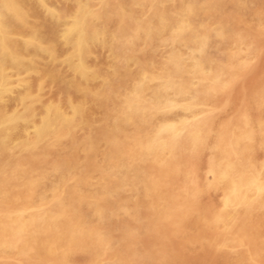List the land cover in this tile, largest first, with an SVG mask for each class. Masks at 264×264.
<instances>
[{
  "label": "rangeland",
  "instance_id": "rangeland-1",
  "mask_svg": "<svg viewBox=\"0 0 264 264\" xmlns=\"http://www.w3.org/2000/svg\"><path fill=\"white\" fill-rule=\"evenodd\" d=\"M57 1L59 2V7L61 8V18H65L64 16L66 15V13L68 14L69 12H72L74 10L83 9V7L84 8L89 7L90 10H92L93 12H95L98 15H96L95 19L89 21L87 31H86L87 37L92 38L93 37L92 35H94V33H95L94 30H95L98 33H106V34L113 35V36L110 35L111 37H113V39H111V41L113 43H112L111 48L99 47V46H94V48L93 47L91 48V55H94V53L96 55H94V57L93 56L89 57V59H88L89 64L93 67V69H95V72L97 71L96 72L97 76L99 74H101L104 77L99 75L96 82H93L94 84L96 83V85L93 84L94 87H93V85L89 86L88 91H87L88 94L86 93V97L84 98V101H83L84 105H83V113L81 115L82 118L80 116H76V117H74L75 119L74 118L72 119L73 121L75 120L74 122L73 121H71V122L67 121V122H62V123H55V125L50 126L51 128L48 127V129H46V131L42 134V136L40 138L35 136V134L31 131H29L28 133L19 132L18 133L19 139L22 140L21 142H23V143H21L20 140L18 139V141L15 142L16 144L13 143L11 145V147H9L10 149L12 148L11 150L9 148L7 150H4V151L0 150V264H38V263L39 264H73L74 262H75L74 264H89V263L90 264H94V263L95 264H109V263H111V264H122V263L123 264H132V262H133V264H199V263L200 264H262V263L264 264V259H263L264 258V239H263L264 238V232H263L264 231V227H263V225H264V203H263L264 202V144H262V143H264V137H263L264 136V97H263L264 96V92H263L264 91V89H263L264 83H261V82H264L263 81L264 80V50H263L264 49V0H261V1L260 0H257V1L256 0H251V1L250 0H234V1L233 0H230V1L229 0H151V1L150 0H144L143 4H142L141 0H119V1L118 0H114V1L113 0H90V1H88V0H79V1L78 0H69V1L68 0H57ZM97 1H98V3H97ZM159 1H161V2L159 3ZM165 1H167V2L165 3ZM146 2H147V4H146ZM149 2H151V3H149ZM238 2H239V4H238ZM150 4H151V6H150ZM140 5H143V6H140ZM241 6H242V8H241ZM119 7L122 10L121 13H120L121 10L118 9ZM154 7L155 8L158 7V8H156V10H155ZM232 7H233V9H232ZM122 8H125V9H122ZM174 8H175V10H174ZM116 10H118V11H116ZM123 10H125L126 13H129L130 15L132 14L131 16L133 18L129 14L127 15ZM111 11H112V13H111ZM136 11L138 13H136ZM224 12H226L227 14ZM63 13H65V14H63ZM107 14H109V15H107ZM248 14H251L252 16L248 15ZM121 15H122V18L120 19ZM150 15L154 16L155 18L149 17ZM135 16H137L138 19ZM221 16H223V17H221ZM231 16H233V17H231ZM250 16H251V18H250ZM110 17L112 19H109ZM126 17H128V18L126 19ZM140 17H142L143 19ZM147 17H148V20H147ZM217 17L221 18L220 21L218 20L219 18H217ZM41 18H42V20H41ZM130 18H132V19H130ZM145 18H146V20H145ZM99 19H100V22H98ZM140 19L142 21H140ZM256 19L258 21L259 20L260 21L258 22ZM94 20H96V21H94ZM101 20H103V21H101ZM120 20H122V21L119 22ZM133 21H135V22H133ZM118 22L120 23V25ZM126 22H128V23H126ZM138 22H139V24H138ZM228 22H230V23H228ZM37 23L39 26H41L42 29H44L47 25V21H46V19H44V17H40V19L37 20ZM43 24H44V26H43ZM111 24L113 25V28H111L112 27ZM133 24H135V25L137 24V25L135 26ZM143 24L147 25V26H144ZM150 24H153V25H150ZM92 25H94V26H92ZM122 25H124V26H122ZM132 25L134 27H132ZM138 25H140V27H138L139 29L136 28ZM141 25H143V26H141ZM100 26H102V28ZM126 26H128V27H126ZM235 26H237V27H235ZM130 27H131V29H130ZM94 28H97V30ZM162 28H163V30H162ZM118 29L121 31V33ZM115 30L118 32H115ZM126 30L128 31V33ZM145 32H147V33H145ZM116 33H118V34H116ZM146 34L150 38L147 39ZM88 35H90V36H88ZM152 35H154V37ZM249 35H251V36H249ZM127 36H129V38ZM143 36H145V37H143ZM121 38H123L124 40ZM154 38H155V40H154ZM162 38L164 39L163 41H162ZM219 39H221V40L219 41ZM126 40L128 41V43ZM135 41L136 42L139 41V42L136 43ZM156 41H157V43H156ZM245 41H247V42H245ZM123 42H124V44H123ZM226 42H228V43H226ZM119 44L121 47L119 46ZM129 44H131L132 46ZM116 46L118 48H121V49H117ZM142 47H145L146 49H144ZM240 48H242V49L240 50ZM244 48H245V50H244ZM93 49L95 52L92 51ZM139 49H142V50L138 51ZM108 50H109V52H108ZM103 51L105 52V54H103ZM117 51L119 52V54L117 53ZM133 51L134 52L136 51V52L134 53ZM98 54L99 55L101 54L100 55L101 57ZM115 54H118V55H115ZM119 55H120V57H119ZM140 55H142V56H140ZM109 56H111V57H109ZM143 57L144 58L147 57V58L144 59ZM94 58H95V60H93ZM98 58H99V61H98ZM127 58L128 59H134V58L137 59L136 65L134 64L135 66L132 65V67L126 66L125 63L127 61H125V60H127ZM206 58H207V60H206ZM91 59L94 62V64L91 61ZM141 59H142V61H141ZM109 60H110V62L112 61L111 62V64L113 63L112 65L110 64V62H108ZM144 60L146 62L147 61L148 62L145 64ZM152 60L154 62L156 60V62L154 63ZM101 61H103V62L105 61V62L103 63ZM123 61H124V63H123ZM100 62H101V65L99 64ZM107 62L109 64H107ZM165 62H166V64H165ZM238 62H239V64H238ZM122 64H124L125 66ZM93 65H95V67ZM116 65H118V66H116ZM219 65H220V68H219ZM254 65H256V67ZM96 66L99 68H97ZM110 66H112V67H110ZM101 67H103L102 68L103 71H105L104 68L107 67L106 72H103L102 70H100ZM109 67L111 69H109ZM158 67H161V68L159 69ZM165 67L167 69H165ZM217 67H218V69H217ZM233 67L235 68V70ZM240 67H242V68H240ZM155 69H156V71H155ZM162 69H163L164 73L162 72ZM168 69L170 71H168ZM174 69H176V70H174ZM249 69H250V71H249ZM101 71L103 72V74ZM215 71H217V73ZM143 72H144V75H143ZM200 72H201V74H200ZM249 72H251V73H249ZM56 73L58 74V76H59V74H60V76L62 75V77L59 76L58 80H56L55 82H53L52 85H50L51 87L48 86L46 88V91L44 92V95H43V100H49V99L50 100H57V99L59 100L60 99V101H64L65 98H67L70 95H71V97H77L78 98L76 90L69 89L67 87V84H65V81H64L65 77L63 75L67 76V74H64V72H62L61 69H56ZM170 73L174 74V75H171ZM215 73H216V75H215ZM227 73H228V75H227ZM180 74L183 75V78ZM184 74H186V75H184ZM203 76H205V77H203ZM186 77H187V79H186ZM140 79H141V81L144 82L142 87L140 84L141 82H139ZM158 79L160 82L158 81ZM162 79L165 81H163ZM188 79L190 81H188ZM203 79H204V81H202ZM227 79H228V81H227ZM171 80H173V82ZM218 80H220L221 82ZM182 81L184 84L182 83ZM185 81L187 83H185ZM244 81L246 83H244ZM97 82H98V84H97ZM188 82H189V85H188ZM257 82H259V83H257ZM179 83L182 86L179 87L178 86ZM198 83H199V85H198ZM174 84L176 85L175 87H174ZM190 84H192V85H190ZM203 84H204V86H203ZM255 84H257V85H255ZM132 85H134V86H132ZM259 85H260V87H259ZM61 86H62V88H60ZM252 86H254V87H252ZM90 87H92V90ZM99 87H101V89ZM177 87H178V89H177ZM55 88H56V90H55ZM93 88L98 90V91H96V92H98V93H96V95H97V97H100L99 99L96 96H93V94L91 93L94 90ZM192 88H193V90H192ZM64 89L68 90L67 93L64 92L65 91ZM105 89H107L106 90L107 92L105 91ZM186 89H188V90H186ZM231 89H232V91H231ZM57 90H59V91L57 92ZM89 91H91V92H89ZM101 91H104V92H102V94H101ZM165 91L166 92L169 91L168 92L169 94L171 93V96L173 97L174 101H171L168 103V101L164 102V101H162V99L161 100L159 99L160 95ZM197 91H199L200 93H202V92L203 93L200 94ZM54 92H55V95H54ZM190 92H191V94H190ZM195 92H196V94H194ZM251 92H253V93H251ZM260 92H262V93H260ZM187 93H189V94L187 95ZM60 94H62V96ZM216 94H220V95H216ZM262 94H263V96H261ZM58 95H59V98H58ZM101 95H103V96H101ZM181 95H182V97H181ZM210 95H211V98H210ZM155 96H156V98H155ZM91 97H92V99L94 97H96L95 98L96 100L93 99L95 102L91 99ZM105 97L108 99H105ZM255 97L256 98L258 97V98L256 99ZM262 97H263V99H262ZM100 99L102 101L99 103ZM112 99L114 102L112 101ZM186 99L190 102H188ZM104 100H105V102H104ZM106 100H108V101H106ZM232 100L234 103L232 102ZM261 100H263V101L261 102ZM109 101L113 106L110 105V103H108ZM161 101L165 104H163V103L161 104ZM208 101H210V102H208ZM157 102L160 103L161 105L158 104ZM173 102H175V103H173ZM181 102H184L187 104V105L184 104V106H186L185 108H184V106L181 105ZM199 102H202V103L199 104ZM229 102L230 103L232 102L231 105ZM256 102H257V104H256ZM216 103H218V104H216ZM251 103H252V105H251ZM262 103H263V105H262ZM89 104H91V106ZM105 104H107V105H105ZM131 104H133V105H131ZM155 104L157 107L155 106ZM253 104L256 106H254ZM114 105H116V106H114ZM236 105H237V107H236ZM93 106H95V107H93ZM96 106L99 108V110L97 109ZM109 106H111V107L109 108ZM130 106H131V108H130ZM207 106H209V107H207ZM231 106H232V108H230ZM89 107H91L92 109ZM114 107L116 109L117 108L118 109L116 110ZM158 107L161 109H159ZM95 108L98 110L99 113L95 110ZM107 108H108V111L106 110ZM227 108H228V110H226ZM90 109H91V111H89ZM171 109H174V110L176 109V110H179L180 112L176 111V110L174 111ZM183 109H185V110H183ZM197 109H198V111H197ZM205 109H207V110H205ZM200 110H202V111H200ZM85 111L87 113H84ZM192 111H193V113H192V117H191V113H188V112H192ZM218 111L221 112L222 115H220L221 113H219ZM241 111H243V112H241ZM181 112H183V113H181ZM159 113L161 116L159 115ZM260 113H262V114H260ZM89 114H90L91 118H89L90 117ZM180 114H182L183 116ZM185 114H187V115H185ZM78 117H79V119H78ZM104 117L105 118L108 117L107 119H109V120L105 119ZM115 117H116V121L114 119ZM154 117L155 118L157 117V118L155 119ZM175 117H178L180 119L175 118ZM110 118H111V121L113 123L110 121ZM151 118L152 119L154 118V119L152 120ZM218 118H219V120H218ZM242 118L245 120H243ZM95 119H98V120H96L98 122H96ZM160 119H162V121ZM237 119H238V121H236ZM159 120L161 122H159ZM181 120H182V122H181ZM88 121H89V123H88ZM102 121H104V122L106 121L105 122L106 126L104 125L105 123ZM109 121H110V123H109ZM119 121H121V123ZM125 121H126V123H125ZM231 121H233V122L230 123ZM81 122L83 123V125H81L82 124ZM149 122H150V124H149ZM224 122H226V123H224ZM248 122H249V124H247ZM86 123H87V125H85ZM216 123H217V125H216ZM110 124H111V129H110V127H108V126H110ZM159 124H160V126H159ZM211 124H212V126H211ZM93 125L96 128H94ZM182 125L183 126L186 125V126L184 128H182ZM194 125L195 126L197 125L198 128H197V126L195 127ZM120 126H122V127H120ZM133 126H134V129H133ZM150 126H152V127H150ZM173 126H174V128H173ZM99 127H100V129H99ZM153 127L156 130L153 129ZM246 127H247V129H244ZM255 127H256V129H255ZM103 128H105V129L103 130ZM116 128L119 129V131H117ZM193 128L196 130H194ZM222 128L224 130H222ZM59 129H61V130H59ZM96 129H98V131ZM131 129H132V131L134 130L135 132H132ZM167 129H169V130L167 131ZM180 129H182V130H180ZM214 129L216 131H214ZM99 130L101 132L102 131H104V132L106 131V132L101 133ZM107 130H109L111 132H109ZM145 130H148V131H145ZM203 130L205 131V133ZM238 130H240V131H238ZM262 130H263V132H262ZM69 131H70V133L68 135L67 132H69ZM93 131H95V132H93ZM112 131H113V133H112ZM181 131H183V132H181ZM79 132H81V133H79ZM118 132H122V133L119 134ZM185 132H188L189 134H187ZM218 132L219 133L221 132V133L218 134ZM241 132H243V133L241 134ZM253 132H254V134H253ZM66 133H67V135H66ZM141 133H143V134H141ZM113 134H114V136L112 137L113 138L112 139L111 136ZM166 134L169 137H167ZM175 134L176 135L181 134V135L177 136L178 137L177 138ZM190 134H193L195 137H193V135H190ZM250 134L253 135L255 138L253 136H251ZM105 135H106V137H108L107 139H106ZM138 135L140 136V138ZM144 135H146L147 137ZM171 135H173V136H171ZM240 135H243V136H240ZM164 136H166V137H164ZM207 136H208V140H207ZM102 137H105V138H103V142L100 141V140H102ZM151 137H152V139H151ZM184 137H185V139H184ZM189 137H191V138H189ZM211 137H213L212 138L213 140L211 139ZM27 138H29V139H27ZM51 138H53V139L51 140ZM130 138H131V140H130ZM156 138H158V140ZM192 138L194 139L193 141H192ZM216 138H217V140H216ZM218 138H219V142H217ZM111 139L114 141H112ZM135 139H138L139 141L135 140ZM188 139H189L190 143H189ZM41 140H43V141H41ZM151 140H152V142H150ZM182 142H184V143H182ZM208 142H210V143H208ZM88 143H90V145H88ZM139 143H140V146H139ZM151 143H152V145H151ZM158 143H160V144H158ZM226 143H227V145H226ZM85 144H87L88 146ZM135 144H137V145H135ZM211 144H213L214 147ZM254 144H255V146H254ZM82 145H84V146H82ZM106 145L108 148H106ZM155 145L156 146L158 145V147L156 148ZM206 145L208 147H206ZM215 145H217V146H215ZM85 146H86V148H85ZM128 146H130V147H128ZM144 146H146V147H144ZM154 146H155V148H154ZM190 146L193 147V149L190 148ZM249 146H251V148ZM68 147H69V149H68ZM162 147H163V149H162ZM173 147H175V149ZM149 148H151V150ZM223 148L225 151L223 150ZM135 149H136V151H135ZM166 149H168L170 151V153ZM182 149L183 150L185 149V150L182 151ZM191 149L194 152H192ZM205 149L208 151H205ZM220 149H221V151H220ZM254 149H256V150H254ZM77 150H79V151H77ZM85 150H87V151H85ZM159 150L160 151L162 150L161 153ZM197 150L198 151L201 150V151H199V153H198ZM124 151L127 153H125ZM154 151H155V153H154ZM254 151H256V152H254ZM140 152H142V153H140ZM187 152H189V153H187ZM203 152L204 153L206 152V153L204 154ZM10 153H11V155H10ZM122 153L125 156H123ZM129 153H130V155H129ZM186 153L188 154V156ZM114 154H115V156H114ZM126 154H128V155L126 156ZM149 154H152V155L147 156ZM103 155H105V156H103ZM108 155L111 157H109ZM198 155H199V157H198ZM202 155H204V156H202ZM53 156H55V157H53ZM174 156H176V157H174ZM196 156H197V158H196ZM123 157H124V160H123ZM129 157H131V158H129ZM145 157H147V158H145ZM258 157H260V159ZM19 158H20V160H19ZM99 158H101V159H99ZM152 158L154 159L155 163L152 160ZM215 158H217V159H215ZM219 159H220V161H219ZM105 160H107V161H105ZM148 160H149V162H148ZM198 160H199V162H197ZM86 161H88V162H86ZM118 161H119V164H117ZM172 161H174L173 162V163H175L174 165H173ZM190 161H192L191 163L193 165L190 163ZM215 161H217V163ZM226 161H228V162L226 163ZM128 163H130V164H128ZM108 164H109V166H108ZM167 164L170 166H168ZM194 164H195V166H194ZM104 165H106L105 168H104ZM186 165H188V167ZM206 165H207V167H206ZM217 165H218V167H217ZM117 166H118V168H117ZM169 167H171V168H169ZM173 167H175V168H173ZM193 167H195V168H193ZM199 167H201V168L199 169ZM148 168H150V169H148ZM223 168H226V169H223ZM117 170H119V171H117ZM208 170H209V172H208ZM218 170L221 172H218ZM225 170H226V172H225ZM59 171H60V173H59ZM129 171H130V173H129ZM145 172H146V174H144ZM215 172H216V174H215ZM219 173H221V174H219ZM175 175H176V177H175ZM171 176H173V177H171ZM200 176H201V178H200ZM133 177H134V179H133ZM205 177H206V179H205ZM212 177H214V178H212ZM98 178H100V179H98ZM103 178H105V179H103ZM118 178H121V179H118ZM164 178H166V179H164ZM239 178H241V179H239ZM59 179H61V180H59ZM138 179L141 181H139ZM174 179H175L174 182L171 181ZM156 180L157 181L159 180V181L157 182ZM168 181H171V182H168ZM59 182H61V183H59ZM161 182H163L166 185H164ZM126 184L129 186H126ZM170 184H171V186H170ZM218 184H220L221 186ZM172 185H174V186H172ZM201 185L204 187H202ZM56 186H58V187H56ZM177 186H178V188H177ZM119 187H120V189H119ZM174 187H175V189H174ZM189 187H191V188H189ZM159 188L163 191H161ZM170 189L172 192L170 191ZM237 189H238V191H237ZM239 189H241V190H239ZM90 190H91V192H90ZM112 191H115V192H112ZM138 191H140V192H138ZM142 191H143V193H142ZM174 192H176V195ZM196 192H198V193L196 194ZM172 193H174V194H172ZM189 193H191L190 194L191 196L189 195ZM225 193H226V195H225ZM95 194H97V195H95ZM113 194L116 196L114 197ZM181 194H183L184 196ZM170 196H172L173 198ZM203 196H204V198H203ZM220 196H221V198H219ZM229 196H230V198H229ZM130 197H132V198L130 199ZM191 197H193V199ZM223 197L226 199H224ZM156 198H158V199H156ZM171 198L174 201L171 200ZM167 199H169L170 201ZM195 199H196V201H195ZM245 199H246V201H245ZM143 200L144 201L146 200V201L143 202ZM224 200H226V201H224ZM129 202H130V205H128ZM215 202L217 203V205ZM226 202H227V204H226ZM79 203H80V205H79ZM82 203L84 205H82ZM240 204L242 205L241 206L242 208L239 206ZM236 205H237V207H236ZM151 206H152V208H150ZM135 207H136V209H135ZM153 207H155V209ZM163 207H166V208H163ZM260 208H262V209H260ZM84 211H85V213H84ZM259 211L262 213H260ZM128 212H130V213H128ZM131 212H133V213H131ZM116 213H117V215H116ZM108 214H109V217L112 219V221L108 217ZM129 214H131V215H129ZM195 214H196V216H195ZM102 215H104V216H102ZM58 216H59V218H58ZM89 216L92 218H89ZM227 216H228V218H227ZM82 217H83V219H82ZM225 217L227 220L225 219ZM97 218H99V219H97ZM257 218H260V220H262V221H260ZM80 219H82V220H80ZM103 219L105 221L106 220L107 221L105 222V221H103ZM160 220H161V222H160ZM257 220L260 221V223ZM223 221L224 222L226 221V222L224 223ZM73 222H74V226H71V224L73 225ZM97 222H98V224H96ZM261 222H263V223L261 224ZM122 223H123V225H122ZM150 223H151V225H149ZM247 223H249V224H247ZM82 224H85V225H82ZM218 224H220V225H218ZM65 225H68V226H65ZM69 225L71 227H69ZM78 225H79V227H78ZM259 225H262V226H259ZM75 227L77 228V231H76ZM82 227H83V229H82ZM130 227H132V228H130ZM252 227L254 229H252ZM78 228H80L79 231H78ZM89 229H90V232H89ZM239 229L241 231H239ZM255 229L256 230L258 229L259 231L257 230V232H255L256 231ZM101 230H102V232H101ZM67 231H70V232H67ZM72 231H73V233H72ZM203 231H205V233ZM245 231L248 234H246ZM87 232H89V233L87 234ZM107 232L108 233L111 232V233L108 234ZM115 232H117V233H115ZM77 233H78V235L76 237ZM198 233L200 234L199 236H198ZM62 234H64V235H62ZM68 234L70 235L69 238L71 237L70 239L68 238ZM82 234L84 237L82 236ZM41 235H43V236H41ZM147 236H148V238H147ZM243 236H246V237H243ZM40 237H44V238H40ZM152 237H154V238H152ZM162 237H164V238H162ZM73 238H75V239H73ZM89 238H90V240H89ZM216 238H217V241H216ZM102 239L103 240L106 239V240L103 241ZM114 239H115V242H114ZM120 239H122V240L120 241ZM69 240H70V242H69ZM73 240H75V241H73ZM6 241L8 242L7 244L5 243ZM60 241H62L61 242L62 244L60 243ZM89 241H90V243L88 244ZM261 241H263V242L261 243ZM9 242H11V243H9ZM28 242H30V243H28ZM63 242H64V244H63ZM105 242H106V244H105ZM227 242L230 245L227 244ZM12 243H13L14 247H13ZM79 243L80 244L82 243L81 244L82 246H80ZM67 244H68V246L66 247ZM78 244H79V246H76ZM138 244H140V245H138ZM212 244H213V246H211ZM6 245L9 247H7ZM111 245H113V246H111ZM221 245H222V247H221ZM6 247H7V249H6L7 251L5 250ZM106 247H107V249H106ZM211 247H213V248H211ZM12 248L14 250H12ZM23 248L25 251L23 250ZM65 248L68 249L69 251L65 250ZM92 248H94V249H92ZM30 249H32V250H30ZM77 249H79V250H77ZM136 249H138V250H136ZM147 250H149V252H146ZM218 250H220V251H218ZM38 251H39V253H38ZM241 251H242V253H241ZM250 251H252L254 253H252ZM259 251H260V253H259ZM139 252H140V254H139ZM153 252H155V253H153ZM232 252L233 253L235 252V253L233 254ZM137 253H138V255L136 256ZM151 253L154 255H152ZM84 254H85V256H84ZM254 254H256L258 256L260 254L261 255H260V257H257L256 255L253 256ZM141 255H143V256H141ZM210 255H212V256H210ZM103 256H104V258H103ZM204 256H206V257H204ZM233 256H235V257H233ZM75 257H76V259H75ZM201 257H203V258H201ZM261 257H262V259H261ZM52 258H54V259H52ZM148 258H150V259H148ZM197 258H198V260H197ZM199 258H200L201 262H200ZM235 258H237V259H235ZM84 259H85V261H84ZM125 259H127V260H125ZM136 260L139 263H137ZM196 260L198 261V263ZM202 260L204 261V263ZM234 260H235V262H234ZM18 261H20V262H18ZM22 261H23V263H22ZM261 261H263V262H261ZM225 262H227V263H225Z\"/></svg>",
  "mask_w": 264,
  "mask_h": 264
},
{
  "label": "bare ground",
  "instance_id": "bare-ground-1",
  "mask_svg": "<svg viewBox=\"0 0 264 264\" xmlns=\"http://www.w3.org/2000/svg\"><path fill=\"white\" fill-rule=\"evenodd\" d=\"M69 1V0H68ZM79 1V0H78ZM88 1H90V0H88ZM114 1V0H113ZM119 1V0H118ZM142 1V4H143V1L144 0H141ZM151 1V0H150ZM230 1V0H229ZM234 1V0H233ZM251 1V0H250ZM257 1V0H256ZM261 1V0H260ZM74 2V1H73ZM122 2V1H121ZM134 2V1H133ZM161 1H159V3H160ZM167 1H165V3H166ZM176 2V1H175ZM62 3V2H61ZM91 3V2H90ZM96 3V2H95ZM97 3H98V1H97ZM100 3V2H99ZM115 3V2H114ZM132 3V2H131ZM140 3V2H139ZM149 3H151V2H149ZM156 3V2H155ZM164 3V4H165ZM233 3V2H232ZM259 3V2H258ZM263 3V2H262ZM261 3V4H262ZM65 4V3H64ZM116 4V3H115ZM130 4V3H129ZM128 4V5H129ZM138 4V3H137ZM146 4H147V2H146ZM162 4V3H161ZM238 4H239V2H238ZM237 4V5H238ZM254 4V3H253ZM96 5V4H95ZM126 5V4H125ZM135 5V4H134ZM153 5V4H152ZM243 5V4H242ZM248 5V4H247ZM84 6V5H83ZM87 6V5H86ZM98 6V5H97ZM117 6V5H116ZM140 6H143V5H140ZM147 6V5H146ZM150 6H151V4H150ZM113 7V6H112ZM130 7V6H129ZM166 7V6H165ZM248 7V6H247ZM133 8V7H132ZM155 8V7H154ZM156 8H158V7H156ZM156 8H155V10H156ZM241 8H242V6H241ZM249 8V7H248ZM254 8V7H253ZM262 8V7H261ZM75 9V8H74ZM112 9V8H111ZM118 9H120V7L118 8ZM122 9H125V8H122ZM135 9V8H134ZM133 9V10H134ZM139 9V8H138ZM143 9V8H142ZM141 9V10H142ZM146 9V8H145ZM149 9V8H148ZM160 9V8H159ZM232 9H233V7H232ZM113 10V9H112ZM121 10V9H120ZM154 10V9H153ZM158 10V9H157ZM163 10V9H162ZM161 10V11H162ZM168 10V9H167ZM166 10V11H167ZM174 10H175V8H174ZM227 10V9H226ZM229 10V9H228ZM242 10V9H241ZM71 11V10H70ZM116 11H118V10H116ZM125 13H126V11L125 10H123ZM130 11V10H129ZM128 11V12H129ZM172 11V10H171ZM212 11V10H211ZM108 12V11H107ZM122 12V10L120 11V13ZM133 12V11H132ZM131 12V13H132ZM145 12V11H144ZM153 12V11H152ZM156 12V11H155ZM173 12V11H172ZM240 12V11H239ZM243 12V11H242ZM254 12V11H253ZM111 13H112V11H111ZM134 13V12H133ZM136 13H138L137 11H136ZM143 13V12H142ZM224 13H226V12H224ZM249 13V12H248ZM63 14H65V13H63ZM127 15L129 14V13H126ZM146 14V13H145ZM227 14V13H226ZM247 14V13H246ZM96 15H98V14H96L95 12H93L92 10H90L89 9V7L88 8H84L83 7V9H80V10H74V11H72V12H69L68 14L66 13V15L64 16L65 18H61V8L59 7V2L57 1V0H0V150L1 151H4V150H7L9 147H11V145L13 144V143H15V142H17L18 141V139H19V136H18V133L19 132H22V133H28L29 131H31V132H33L34 134H35V136H37L38 138H40L41 136H42V134L46 131V129H48V127H50V126H53V125H55V123H62V122H67V121H73L72 119L74 118V117H76V116H80L81 117V115H82V113H83V105H84V103H83V101H84V98L86 97V93H87V91H88V88H89V86L90 85H93L94 83L93 82H96V80H97V78H98V76L99 75H101V74H99L98 76H97V71L95 72V69H93V67L89 64V57L90 56H93L94 57V55H96L95 53H94V55H91V48L93 47L94 48V46H99V47H107V48H111V46H112V41H111V39H113V37H111V36H113V35H111V34H106V33H98V32H96L95 30H94V35H92L93 37L91 38H88L87 37V27H88V23H89V21H91V20H93V19H95V17H96ZM107 15H109V14H107ZM130 15V14H129ZM132 15V14H131ZM130 15V16H131ZM139 15V14H138ZM154 15V14H153ZM221 15V14H220ZM241 15V14H240ZM239 15V16H240ZM248 15H251V14H248ZM247 15V16H248ZM126 16V15H125ZM140 16V15H139ZM147 16V15H146ZM224 16V15H223ZM223 16H221V17H223ZM252 16V15H251ZM251 16H250V18H251ZM40 17H44V19H46V21H47V25H46V27L44 28V29H42L41 28V26H39L38 25V23H37V20L38 19H40ZM106 17V16H105ZM132 17V16H131ZM135 17H137V16H135ZM149 17H154V16H149ZM158 17V16H157ZM231 17H233V16H231ZM230 17V18H231ZM237 17V16H236ZM122 18V15H121V17H120V19ZM128 17H126V19H127ZM133 18V17H132ZM132 18H130V19H132ZM140 18H142V17H140ZM155 18V17H154ZM212 18V17H211ZM214 18V17H213ZM217 18H219V17H217ZM242 18V17H241ZM245 18V17H244ZM253 18V17H252ZM109 19H112L111 17L109 18ZM125 19V18H124ZM136 19V18H135ZM137 19H138V17H137ZM143 19V18H142ZM159 19V18H158ZM210 19V18H209ZM220 19L221 18H219L218 20L220 21ZM223 19V18H222ZM41 20H42V18H41ZM145 20H146V18H145ZM147 20H148V17H147ZM216 20V19H215ZM214 20V21H215ZM229 20V19H228ZM241 20V19H240ZM250 20V19H249ZM257 20V19H256ZM262 20V19H261ZM45 21V20H44ZM43 21V22H44ZM94 21H96V20H94ZM101 21H103V20H101ZM106 21V20H105ZM122 20H120L119 22H121ZM140 21H142L141 19H140ZM258 21V20H257ZM260 21V20H259ZM258 21V22H259ZM42 22V23H43ZM98 22H100V19H99V21ZM118 22V23H119ZM133 22H135V21H133ZM150 22V21H149ZM155 22V21H154ZM218 22V21H217ZM227 22V21H226ZM46 23V22H45ZM110 23V22H109ZM126 23H128V22H126ZM137 23V22H136ZM144 23V22H143ZM146 23V22H145ZM160 23V22H159ZM178 23V22H177ZM228 23H230V22H228ZM242 23V22H241ZM97 24V23H96ZM100 24V23H99ZM106 24V23H105ZM138 24H139V22H138ZM142 24V23H141ZM148 24V23H147ZM225 24V23H224ZM104 25V24H103ZM102 25V26H103ZM108 25V24H107ZM112 25V24H111ZM119 25H120V23H119ZM133 25H135V24H133ZM132 25V27H134ZM137 25V24H136ZM135 25V26H136ZM144 25V24H143ZM143 25H141V26H143ZM150 25H153V24H150ZM260 25V24H259ZM43 26H44V24H43ZM92 26H94V25H92ZM99 26V25H98ZM102 26H100L101 28H102ZM122 26H124V25H122ZM144 26H147V25H144ZM160 26V25H159ZM175 26V25H174ZM109 27V26H108ZM126 27H128V26H126ZM138 27H140V25H138L136 28L137 29H139ZM151 27V26H150ZM155 27V26H154ZM235 27H237V26H235ZM111 28H113V25H112V27ZM116 28V27H115ZM119 28V27H118ZM143 28V27H142ZM146 28V27H145ZM158 28V27H157ZM231 28V27H230ZM94 29H96L97 30V28H94ZM122 29V28H121ZM130 29H131V27H130ZM180 29V28H179ZM90 30V29H89ZM119 30V29H118ZM125 30V29H124ZM128 30V29H127ZM126 30V31H127ZM133 30V29H132ZM136 30V29H135ZM134 30V31H135ZM145 30V29H144ZM162 30H163V28H162ZM51 31V32H50ZM112 31V30H111ZM120 31V30H119ZM137 31V30H136ZM147 31V30H146ZM50 32V33H49ZM89 32V31H88ZM107 32V31H106ZM113 32V31H112ZM115 32H118V31H116L115 30ZM130 32V31H129ZM139 32V31H138ZM137 32V33H138ZM141 32V31H140ZM240 32V31H239ZM49 33V34H48ZM120 33H121V31H120ZM127 33H128V31H127ZM133 33V32H132ZM145 33H147V32H145ZM228 33V32H227ZM92 34V33H91ZM90 34V35H91ZM116 34H118V33H116ZM157 34V33H156ZM243 34V33H242ZM90 35H88V36H90ZM111 35V36H110ZM137 35V34H136ZM139 35V34H138ZM142 35V34H141ZM147 35V34H146ZM151 35V34H150ZM223 35V34H222ZM236 35V34H235ZM120 36V35H119ZM126 36V35H125ZM153 37H154V35H152ZM151 36V37H152ZM215 36V35H214ZM219 36V35H218ZM249 36H251V35H249ZM257 36V35H256ZM116 37V36H115ZM128 38H129V36H127ZM137 37V36H136ZM135 37V38H136ZM143 37H145V36H143ZM142 37V38H143ZM118 38V37H117ZM116 38V39H117ZM134 38V39H135ZM141 38V39H142ZM148 38H150L148 35H147V39ZM156 38V37H155ZM155 38H154V40H155ZM213 38V37H212ZM227 38V37H226ZM231 38V37H230ZM234 38V37H233ZM121 39H123V38H121ZM126 39V38H125ZM137 39V38H136ZM140 39V38H139ZM239 39V38H238ZM237 39V40H238ZM241 39V38H240ZM243 39V38H242ZM124 40V39H123ZM151 40V39H150ZM158 40V39H157ZM164 39L162 38V41H163ZM213 40V39H212ZM221 39H219V41H220ZM114 41V40H113ZM119 41V40H118ZM122 41V40H121ZM127 41V40H126ZM133 41V40H132ZM143 41V40H142ZM161 41V40H160ZM159 41V42H160ZM116 42V41H115ZM125 42V41H124ZM124 42H123V44H124ZM136 42V41H135ZM139 42V41H138ZM138 42H136V43H138ZM155 42V41H154ZM241 42V41H240ZM243 42V41H242ZM245 42H247V41H245ZM127 43H128V41H127ZM156 43H157V41H156ZM226 43H228V42H226ZM232 43V42H231ZM235 43V42H234ZM237 43V42H236ZM135 44V43H134ZM143 44V43H142ZM150 44V43H149ZM224 44V43H223ZM222 44V45H223ZM230 44V43H229ZM233 44V43H232ZM126 45V44H125ZM129 45H131V44H129ZM235 45V44H234ZM244 45V44H243ZM118 46V45H117ZM116 46V47H117ZM119 46H120V44H119ZM123 46V45H122ZM132 46V45H131ZM162 46V45H161ZM232 46V45H231ZM121 47V46H120ZM136 47V46H135ZM228 47V46H227ZM142 48H144V49H146L145 47H142ZM231 48V47H230ZM98 49V48H97ZM100 49V48H99ZM117 49H121V48H118L117 47ZM136 49V48H135ZM155 49V48H154ZM242 48H240V50H241ZM140 50H142V49H139L138 51H140ZM244 50H245V48H244ZM264 50V49H263ZM92 51H94V49L92 50ZM98 51V50H97ZM249 51V50H248ZM95 52V51H94ZM100 52V51H99ZM108 52H109V50H108ZM129 52V51H128ZM134 52V51H133ZM136 52V51H135ZM134 52V53H135ZM240 52V51H239ZM252 52V51H251ZM255 52V51H254ZM115 53V52H114ZM117 53L119 54V52L117 51ZM121 53V52H120ZM138 53V52H137ZM141 53V52H140ZM103 54H105V52L103 51ZM118 54H115V55H118ZM122 54V53H121ZM127 54V53H126ZM142 54V53H141ZM147 54V53H146ZM250 54V53H249ZM99 55V54H98ZM101 55V54H100ZM99 55V56H100ZM108 55V54H107ZM149 55V54H148ZM147 55V56H148ZM231 55V54H230ZM229 55V56H230ZM233 55V54H232ZM112 56V55H111ZM111 56H109V57H111ZM140 56H142V55H140ZM139 56V57H140ZM145 56V55H144ZM150 56V55H149ZM101 57V56H100ZM119 57H120V55H119ZM122 57V56H121ZM128 57V56H127ZM152 57V56H151ZM208 57V56H207ZM233 57V56H232ZM103 58V57H102ZM126 58V57H125ZM137 58V57H136ZM144 58V57H143ZM147 58V57H146ZM146 58H144V59H146ZM237 58V57H236ZM115 59V58H114ZM121 59V58H120ZM162 59V58H161ZM241 59V58H240ZM245 59V58H244ZM93 60H95V58L93 59ZM117 60V59H116ZM206 60H207V58H206ZM233 60V59H232ZM91 61H92V59H91ZM98 61H99V58H98ZM125 61H127L125 64H126V66H128V67H132V65H136V63H137V59H128L127 58V60H125ZM141 61H142V59H141ZM145 61V60H144ZM153 61V60H152ZM166 61V60H165ZM259 61V60H258ZM257 61V62H258ZM93 62V61H92ZM101 62H103V61H101ZM101 62L99 63L100 65H101ZM105 62V61H104ZM103 62V63H104ZM108 62H110V60L108 61ZM107 62V64H109ZM112 62V61H111ZM111 62H110V64H111ZM117 62V61H116ZM119 62V61H118ZM122 62V61H121ZM148 62V61H147ZM146 61H145V64L147 63ZM150 62V61H149ZM154 62V61H153ZM155 62H156V60H155ZM154 62V63H155ZM192 62V61H191ZM256 62V63H257ZM91 63V62H90ZM102 63V64H103ZM120 63V62H119ZM123 63H124V61H123ZM153 63V64H154ZM246 63V62H245ZM249 63V62H248ZM247 63V64H248ZM93 64H94V62H93ZM97 64V63H96ZM106 64V65H107ZM113 64V63H112ZM111 64V65H112ZM157 64V63H156ZM165 64H166V62H165ZM168 64V63H167ZM238 64H239V62H238ZM250 64V63H249ZM104 65V64H103ZM122 65H124V64H122ZM134 65V66H135ZM159 65V64H158ZM208 65V64H207ZM224 65V64H223ZM94 67H95V65H93ZM116 66H118V65H116ZM115 66V67H116ZM121 66V65H120ZM125 66V65H124ZM123 66V67H124ZM143 66V65H142ZM145 66V65H144ZM152 66V65H151ZM160 66V65H159ZM163 66V65H162ZM161 66V67H162ZM233 66V65H232ZM244 66V65H243ZM255 67H256V65H254ZM253 66V67H254ZM97 67V66H96ZM108 67V66H107ZM106 67V68H107ZM110 67H112V66H110ZM109 67V69H111ZM161 67H158L159 69L161 68ZM164 67V66H163ZM252 67V68H253ZM97 68H99V67H97ZM102 68L103 67H101V69L100 70H102ZM106 68H104L105 69V71H103V72H106ZM146 68V67H145ZM219 68H220V65H219ZM224 68V67H223ZM222 68V69H223ZM227 68V67H226ZM234 68V67H233ZM240 68H242V67H240ZM250 68V67H249ZM56 69H61V71L62 72H64V74H67V76H65V75H63L64 77H65V79H64V81H65V84H67V87L69 88V89H74V90H76V92H77V96H78V98L77 97H71V95L70 96H66L67 98H65V100L64 101H60V99L58 100H43V95H44V92L46 91V88L48 87V86H50V85H52L53 84V82H55L56 80H58V78H59V76H60V74H59V76H58V74L56 73ZM117 69V68H116ZM115 69V70H116ZM138 69V68H137ZM143 69V68H142ZM165 69H167L166 67H165ZM173 69V68H172ZM217 69H218V67H217ZM230 69V68H229ZM174 70H176V69H174ZM234 70H235V68H234ZM101 71V72H102ZM110 71V70H109ZM118 71V70H117ZM151 71V70H150ZM155 71H156V69H155ZM168 71H170L169 69H168ZM172 71V70H171ZM219 71V70H218ZM230 71V70H229ZM233 71V70H232ZM249 71H250V69H249ZM254 71V70H253ZM103 72H102V74H103ZM111 72V71H110ZM114 72V71H113ZM116 72V71H115ZM142 72V71H141ZM145 72V71H144ZM144 72H143V75H144ZM162 72H163V69H162ZM185 72V71H184ZM216 73H217V71H215ZM140 73V72H139ZM148 73V72H147ZM159 73V72H158ZM164 73V72H163ZM167 73V72H166ZM169 73V72H168ZM172 73V72H171ZM170 73V74H171ZM181 73V72H180ZM188 73V72H187ZM214 73V72H213ZM216 73H215V75H216ZM249 73H251V72H249ZM111 74V73H110ZM113 74V73H112ZM141 74V73H140ZM160 74V73H159ZM200 74H201V72H200ZM211 74V73H210ZM225 74V73H224ZM235 74V73H234ZM254 74V73H253ZM258 74V73H257ZM171 75H174V74H171ZM181 76H182V78H183V75L182 74H180ZM184 75H186V74H184ZM206 75V74H205ZM227 75H228V73H227ZM233 75V74H232ZM101 76H103V75H101ZM160 76V75H159ZM166 76V75H165ZM201 76V75H200ZM223 76V75H222ZM60 77H62V75L60 76ZM63 77V78H64ZM104 77V76H103ZM147 77V76H146ZM154 77V76H153ZM203 77H205V76H203ZM209 77V76H208ZM247 77V76H246ZM262 77V76H261ZM140 78V77H139ZM138 78V79H139ZM148 78V77H147ZM155 78V77H154ZM181 78V77H180ZM197 78V77H196ZM241 78V77H240ZM101 79V78H100ZM153 79V78H152ZM185 79V78H184ZM186 79H187V77H186ZM185 79V80H186ZM198 79V78H197ZM196 79V80H197ZM215 79V78H214ZM261 79V78H260ZM156 80V79H155ZM163 80V79H162ZM216 80V79H215ZM226 80V79H225ZM158 81H159V79H158ZM163 81H165V80H163ZM168 81V80H167ZM170 81V80H169ZM172 82H173V80H171ZM188 81H190L189 79H188ZM202 81H204V79L202 80ZM214 81V80H213ZM218 81H220V80H218ZM217 81V82H218ZM227 81H228V79H227ZM232 81V80H231ZM238 81V80H237ZM259 81V80H258ZM264 81V80H263ZM62 82V81H61ZM139 82H141L140 84H141V87L143 86V81H141V79H140V81ZM160 82V81H159ZM221 82V81H220ZM219 82V83H220ZM224 82V81H223ZM252 82V81H251ZM182 83H183V81H182ZM185 83H187L186 81H185ZM244 83H246L245 81H244ZM249 83V82H248ZM257 83H259V82H257ZM261 83H264V82H261ZM260 83V84H261ZM97 84H98V82H97ZM139 84V85H140ZM162 84V83H161ZM160 84V85H161ZM184 84V83H183ZM201 84V83H200ZM226 84V83H225ZM252 84V83H251ZM94 85H96V83L94 84ZM94 85H93V87H94ZM169 85V84H168ZM186 85V84H185ZM188 85H189V82H188ZM190 85H192V84H190ZM198 85H199V83H198ZM206 85V84H205ZM210 85V84H209ZM215 85V84H214ZM222 85V84H221ZM224 85V84H223ZM246 85V84H245ZM255 85H257V84H255ZM65 86V85H64ZM99 86V85H98ZM101 86V85H100ZM112 86V85H111ZM132 86H134V85H132ZM138 86V85H137ZM176 85L174 84V87H175ZM178 86L180 87V86H182L180 83L178 84ZM184 86V85H183ZM203 86H204V84H203ZM51 87V86H50ZM97 87V86H96ZM95 87V88H96ZM157 87V86H156ZM161 87V86H160ZM167 87V86H166ZM173 87V88H174ZM243 87V86H242ZM246 87V86H245ZM252 87H254V86H252ZM259 87H260V85H259ZM60 88H62V86L60 87ZM91 88V90H92V87H90ZM100 89H101V87H99ZM106 88V87H105ZM172 88V89H173ZM183 88V87H182ZM181 88V89H182ZM200 88V87H199ZM198 88V89H199ZM203 88V87H202ZM251 88V87H250ZM94 89V88H93ZM177 89H178V87H177ZM201 89V88H200ZM208 89V88H207ZM233 89V88H232ZM232 89H231V91H232ZM264 89V88H263ZM55 90H56V88H55ZM65 90V89H64ZM107 89H105V91H106ZM110 90V89H109ZM159 90V89H158ZM186 90H188V89H186ZM192 90H193V88H192ZM258 90V89H257ZM256 90V91H257ZM59 90H57V92H58ZM61 91V90H60ZM63 91V90H62ZM67 89L64 91V92H66L67 93ZM70 91V90H69ZM73 91V90H72ZM96 91H98L97 89H94L92 92L91 91H89V92H91L92 94H93V96H96L97 97V95H96V93H98V92H96ZM100 91V90H99ZM167 91V90H166ZM163 92L161 95H160V100L162 99V101H168V103L169 102H171V101H174V99H173V97L171 96V93L169 94L168 92ZM175 91V90H174ZM200 91V90H199ZM199 91H197V92H199ZM204 91V90H203ZM252 91V90H251ZM51 92V91H50ZM102 92H104V91H101V94H102ZM107 92V91H106ZM105 92V93H106ZM185 92V91H184ZM217 92V91H216ZM227 92V91H226ZM264 92V91H263ZM193 93V92H192ZM200 93V92H199ZM203 93V92H202ZM202 93H200V94H202ZM229 93V92H228ZM251 93H253V92H251ZM260 93H262V92H260ZM65 94V93H64ZM88 94V93H87ZM109 94V93H108ZM107 94V95H108ZM185 94V93H184ZM189 93H187V95H188ZM190 94H191V92H190ZM194 94H196V92L194 93ZM209 94V93H208ZM226 94V93H225ZM46 95V94H45ZM54 95H55V92H54ZM53 95V96H54ZM61 96H62V94H60ZM66 95V94H65ZM99 95V94H98ZM114 95V94H113ZM199 95V94H198ZM216 95H220V94H216ZM235 95V94H234ZM249 95V94H248ZM247 95V96H248ZM48 96V95H47ZM101 96H103V95H101ZM157 96V95H156ZM156 96H155V98H156ZM180 96V95H179ZM201 96V95H200ZM223 96V95H222ZM228 96V95H227ZM261 96H263V94L261 95ZM46 97V96H45ZM55 97V96H54ZM96 97H94L93 99H95ZM159 97V96H158ZM181 97H182V95H181ZM199 97V96H198ZM214 97V96H213ZM219 97V96H218ZM225 97V96H224ZM233 97V96H232ZM249 97V96H248ZM264 97V96H263ZM263 97H262V99H263ZM48 98V97H47ZM58 98H59V95H58ZM62 98V97H61ZM64 98V97H63ZM98 99L100 98V97H97ZM110 98V97H109ZM154 98V99H155ZM210 98H211V95H210ZM227 98V97H226ZM231 98V97H230ZM234 98V97H233ZM256 98V97H255ZM258 98V97H257ZM256 98V99H257ZM88 99V98H87ZM91 99H92V97H91ZM92 99V100H93ZM97 99V100H98ZM103 99V98H102ZM105 99H108V98H106L105 97ZM178 99V98H177ZM207 99V98H206ZM250 99V98H249ZM261 99V98H260ZM90 100V99H89ZM91 100V101H92ZM96 100V99H95ZM118 100V99H117ZM150 100V99H149ZM148 100V101H149ZM157 100V99H156ZM187 100V99H186ZM191 100V99H190ZM202 100V99H201ZM208 100V99H207ZM220 100V99H219ZM90 101V102H91ZM94 101V100H93ZM92 101V102H93ZM102 100L100 99V101H99V103L101 102ZM106 101H108V100H106ZM112 101H113V99H112ZM154 101V100H153ZM161 101V104L163 103ZM181 101V100H180ZM179 101V102H180ZM188 101V100H187ZM194 101V100H193ZM192 101V102H193ZM198 101V100H197ZM218 101V100H217ZM245 101V100H244ZM247 101V100H246ZM263 100H261V102H262ZM95 102V101H94ZM104 102H105V100H104ZM114 102V101H113ZM150 102V101H149ZM188 102H190V101H188ZM195 102V101H194ZM193 102V103H194ZM208 102H210V101H208ZM207 102V103H208ZM213 102V101H212ZM228 102V101H227ZM232 102H233V100H232ZM231 102V103H232ZM248 102V101H247ZM89 103V102H88ZM108 103H110V101L108 102ZM155 103V102H154ZM158 103V102H157ZM167 103V104H168ZM173 103H175V102H173ZM200 103H202V102H199V104ZM205 103V102H204ZM215 103V102H214ZM230 103V102H229ZM231 103H230V105H231ZM234 103V102H233ZM236 103V102H235ZM250 103V102H249ZM255 103V102H254ZM158 104H160V103H158ZM160 104V105H161ZM163 104H165V103H163ZM184 104L185 105H187L186 103H184V102H181V105L182 106H184ZM216 104H218V103H216ZM256 104H257V102H256ZM88 105V104H87ZM90 106H91V104H89ZM105 105H107V104H105ZM109 105V104H108ZM110 105H112L111 103H110ZM131 105H133V104H131ZM136 105V104H135ZM173 105V104H172ZM175 105V104H174ZM197 105V104H196ZM227 105V104H226ZM225 105V106H226ZM235 105V104H234ZM250 105V104H249ZM251 105H252V103H251ZM254 105V104H253ZM262 105H263V103H262ZM113 106V105H112ZM114 106H116V105H114ZM155 106H156V104H155ZM166 106V105H165ZM180 106V105H179ZM191 106V105H190ZM199 106V105H198ZM204 106V105H203ZM212 106V105H211ZM219 106V105H218ZM254 106H256V105H254ZM253 106V107H254ZM85 107V106H84ZM88 107V106H87ZM93 107H95V106H93ZM97 107V106H96ZM111 106H109V108H110ZM129 107V106H128ZM157 107V106H156ZM186 106H184V108H185ZM207 107H209V106H207ZM217 107V106H216ZM236 107H237V105H236ZM262 107V106H261ZM89 108H91V107H89ZM115 108V107H114ZM130 108H131V106H130ZM129 108V109H130ZM159 108V107H158ZM174 108V107H173ZM230 108H232V106L230 107ZM255 108V107H254ZM263 108V107H262ZM88 109V108H87ZM92 109V108H91ZM91 109L89 110V111H91ZM97 109L99 110V108L97 107ZM96 108H95V110L98 112V110H97ZM116 109V108H115ZM114 109V110H115ZM118 109V108H117ZM116 109V110H117ZM157 109V108H156ZM159 109H161V108H159ZM167 109V108H166ZM179 109V108H178ZM188 109V108H187ZM190 109V108H189ZM208 109V108H207ZM207 109H205V110H207ZM94 110V109H93ZM92 110V111H93ZM107 111H108V108L106 109ZM158 110V109H157ZM171 110H174V109H171ZM176 110V109H175ZM174 110V111H175ZM181 110V109H180ZM183 110H185V109H183ZM191 110V109H190ZM194 110V109H193ZM204 110V109H203ZM226 110H228V108L226 109ZM225 110V111H226ZM250 110V109H249ZM261 110V109H260ZM95 111V112H96ZM101 111V110H100ZM119 111V110H118ZM161 111V110H160ZM165 111V110H164ZM167 111V110H166ZM176 111H179V110H176ZM197 111H198V109H197ZM200 111H202V110H200ZM222 111V110H221ZM126 112V111H125ZM180 112V111H179ZM211 112V111H210ZM219 112V111H218ZM227 112V111H226ZM241 112H243V111H241ZM249 112V111H248ZM84 113H87L86 111L84 112ZM90 113V112H89ZM92 113V112H91ZM99 113V112H98ZM102 113V112H101ZM100 113V114H101ZM127 113V112H126ZM181 113H183V112H181ZM188 113H191V117H192V113H193V111L192 112H188ZM208 113V112H207ZM219 113H221V112H219ZM229 113V112H228ZM245 113V112H244ZM253 113V112H252ZM251 113V114H252ZM263 113V112H262ZM262 113H260V114H262ZM93 114V113H92ZM91 114V115H92ZM104 114V113H103ZM113 114V113H112ZM148 114V113H147ZM154 114V113H153ZM164 114V113H163ZM205 114V113H204ZM230 114V113H229ZM99 115V114H98ZM97 115V116H98ZM102 115V114H101ZM128 115V114H127ZM159 115H160V113H159ZM179 115V114H178ZM180 115H182V114H180ZM185 115H187V114H185ZM216 115V114H215ZM220 115H222V113L220 114ZM247 115V114H246ZM255 115V114H254ZM87 116V115H86ZM89 116H90V114H89ZM104 116V115H103ZM102 116V117H103ZM108 116V115H107ZM161 116V115H160ZM163 116V115H162ZM183 116V115H182ZM189 116V115H188ZM200 116V115H199ZM218 116V115H217ZM258 116V115H257ZM100 117V116H99ZM113 117V116H112ZM127 117V116H126ZM158 117V116H157ZM156 117V118H157ZM181 117V116H180ZM186 117V116H185ZM190 117V116H189ZM220 117V116H219ZM225 117V116H224ZM259 117V116H258ZM82 118V117H81ZM85 118V117H84ZM89 118H91V116L89 117ZM96 118V117H95ZM105 118V117H104ZM108 118V117H107ZM107 118H105V119H107ZM119 118V117H118ZM123 118V117H122ZM125 118V117H124ZM155 118V117H154ZM153 118V119H154ZM155 118V119H156ZM175 118H178V117H175ZM223 118V117H222ZM244 118V117H243ZM242 118V119H243ZM75 119V118H74ZM78 119H79V117H78ZM88 119V118H87ZM101 119V118H100ZM115 119V121H116V117L114 118ZM120 119V118H119ZM118 119V120H119ZM152 119V118H151ZM152 119V120H153ZM178 119H180V118H178ZM195 119V118H194ZM202 119V118H201ZM216 119V118H215ZM229 119V118H228ZM231 119V118H230ZM96 120H98V119H95V121ZM107 120H109V119H107ZM126 120V119H125ZM148 120V119H147ZM161 121H162V119H160ZM159 120V122H161ZM169 120V119H168ZM172 120V119H171ZM196 120V119H195ZM218 120H219V118H218ZM217 120V121H218ZM243 120H245V119H243ZM263 120V119H262ZM75 121V120H74ZM73 121V122H74ZM84 121V120H83ZM90 121V120H89ZM89 121H88V123H89ZM94 121V122H95ZM110 121H111V118H110ZM110 121H109V123H110ZM114 121V122H115ZM155 121V120H154ZM153 121V122H154ZM193 121V120H192ZM236 121H238V119L236 120ZM247 121V120H246ZM258 121V120H257ZM72 122V123H73ZM87 122V121H86ZM96 122H98V121H96ZM102 122H104V121H102ZM106 122V121H105ZM104 122V123H105ZM112 122V121H111ZM120 123H121V121H119ZM124 122V121H123ZM122 122V123H123ZM168 122V121H167ZM171 122V121H170ZM181 122H182V120H181ZM233 121H231L230 123H232ZM253 122V121H252ZM82 123V122H81ZM92 123V122H91ZM113 123V122H112ZM125 123H126V121H125ZM165 123V122H164ZM202 123V122H201ZM220 123V122H219ZM224 123H226V122H224ZM65 124V123H64ZM124 124V123H123ZM149 124H150V122H149ZM158 124V123H157ZM163 124V123H162ZM168 124V123H167ZM171 124V123H170ZM181 124V123H180ZM193 124V123H192ZM213 124V123H212ZM212 124H211V126H212ZM247 124H249V122L247 123ZM63 125V124H62ZM81 125H83V123L81 124ZM85 125H87V123L85 124ZM84 125V126H85ZM103 125V124H102ZM105 126H106V123L104 124ZM109 125V124H108ZM132 125V124H131ZM148 125V124H147ZM146 125V126H147ZM189 125V124H188ZM216 125H217V123H216ZM220 125V124H219ZM231 125V124H230ZM245 125V124H244ZM252 125V124H251ZM58 126V125H57ZM94 126V125H93ZM99 126V125H98ZM115 126V125H114ZM123 126V125H122ZM122 126H120V127H122ZM127 126V125H126ZM129 126V125H128ZM143 126V125H142ZM154 126V125H153ZM158 126V125H157ZM159 126H160V124H159ZM164 126V125H163ZM167 126V125H166ZM186 126V125H185ZM185 126H183L182 125V128H184ZM195 126V125H194ZM197 126V125H196ZM195 126V127H196ZM214 126V125H213ZM247 126V125H246ZM62 127V126H61ZM108 127H110V129H111V124H110V126H108ZM113 127V126H112ZM118 127V126H117ZM132 127V126H131ZM150 127H152V126H150ZM149 127V128H150ZM178 127V126H177ZM221 127V126H220ZM224 127V126H223ZM230 127V126H229ZM250 127V126H249ZM51 128V127H50ZM94 128H96L95 126H94ZM129 128V127H128ZM157 128V127H156ZM172 128V127H171ZM173 128H174V126H173ZM197 128H198V126H197ZM217 128V127H216ZM225 128V127H224ZM234 128V127H233ZM65 129V128H64ZM99 129H100V127H99ZM105 128H103V130H104ZM109 129V130H110ZM117 129V128H116ZM122 129V128H121ZM120 129V130H121ZM124 129V128H123ZM133 129H134V126H133ZM138 129V128H137ZM153 129H155L154 127H153ZM176 129V128H175ZM194 129V128H193ZM211 129V128H210ZM244 129H247V127L246 128H244ZM249 129V128H248ZM255 129H256V127H255ZM260 129V128H259ZM59 130H61V129H59ZM66 130V129H65ZM64 130V131H65ZM81 130V129H80ZM87 130V129H86ZM97 131H98V129H96ZM95 130V131H96ZM109 130H107V131H109ZM114 130V129H113ZM127 130V129H126ZM129 130V129H128ZM136 130V129H135ZM139 130V129H138ZM156 130V129H155ZM154 130V131H155ZM169 129H167V131H168ZM177 130V129H176ZM180 130H182V129H180ZM191 130V129H190ZM194 130H196V129H194ZM222 130H224L223 128H222ZM250 130V129H249ZM254 130V129H253ZM95 131H93V132H95ZM100 131V130H99ZM117 131H119V129H117ZM124 131V130H123ZM131 131H132V129H131ZM140 131V130H139ZM145 131H148V130H145ZM151 131V130H150ZM184 131V130H183ZM183 131H181V132H183ZM204 131V130H203ZM214 131H216L215 129H214ZM219 131V130H218ZM231 131V130H230ZM238 131H240V130H238ZM62 132V131H61ZM84 132V131H83ZM101 132V131H100ZM102 132H104V131H102ZM101 132V133H102ZM106 132V131H105ZM104 132V133H105ZM109 132H111V131H109ZM116 132V131H115ZM132 132H135L134 130L132 131ZM131 132V133H132ZM142 132V131H141ZM176 132V131H175ZM178 132V131H177ZM191 132V131H190ZM209 132V131H208ZM207 132V133H208ZM262 132H263V130H262ZM68 133V135H69V133H70V131L69 132H67ZM67 133H66V135H67ZM79 133H81V132H79ZM108 133V132H107ZM112 133H113V131H112ZM119 134L120 133H122V132H118ZM128 133V132H127ZM148 133V132H147ZM180 133V132H179ZM185 133H187V134H189L188 132H185ZM184 133V134H185ZM204 133H205V131H204ZM221 133V132H220ZM219 132H218V134H220ZM243 132H241V134H242ZM248 133V132H247ZM251 133V132H250ZM109 134V133H108ZM117 134V133H116ZM135 134V133H134ZM140 134V133H139ZM141 134H143V133H141ZM196 134V133H195ZM231 134V133H230ZM245 134V133H244ZM253 134H254V132H253ZM26 135V134H25ZM111 135V134H110ZM109 135V136H110ZM128 135V134H127ZM151 135V134H150ZM163 135V134H162ZM176 135V134H175ZM181 134H178V135H176V137L177 136H180ZM190 135H193V134H190ZM235 135V134H234ZM251 135V134H250ZM24 136V135H23ZM34 136V137H35ZM90 136V135H89ZM99 136V135H98ZM104 136V135H103ZM114 136V134L111 136V138ZM135 136V135H134ZM139 136V135H138ZM144 136H146V135H144ZM166 136H167V134H166ZM166 136H164V137H166ZM171 136H173V135H171ZM186 136V135H185ZM213 136V135H212ZM221 136V135H220ZM240 136H243V135H240ZM248 136V135H247ZM251 136H253V135H251ZM28 137V136H27ZM97 137V136H96ZM100 137V136H99ZM105 137H106V135H105ZM105 137H102V140H100L101 142H103V138H105ZM142 137V136H141ZM147 137V136H146ZM167 137H169V136H167ZM183 137V136H182ZM193 137H195L194 135H193ZM200 137V136H199ZM198 137V138H199ZM204 137V136H203ZM254 137V136H253ZM264 137V136H263ZM24 138V137H23ZM58 138V137H57ZM60 138V137H59ZM93 138V137H92ZM108 137H106V139H107ZM124 138V137H123ZM126 138V137H125ZM139 138H140V136H139ZM138 138V139H139ZM163 138V137H162ZM178 138V137H177ZM189 138H191V137H189ZM210 138V137H209ZM213 137H211V139H212ZM255 138V137H254ZM27 139H29V138H27ZM53 138H51V140H52ZM94 139V138H93ZM92 139V140H93ZM100 139V138H99ZM113 139V138H112ZM111 139V140H112ZM138 139H135V140H138ZM151 139H152V137H151ZM157 140H158V138H156ZM184 139H185V137H184ZM196 139V138H195ZM221 139V138H220ZM20 140V139H19ZM25 140V139H24ZM33 140V139H32ZM38 140V139H37ZM75 140V139H74ZM109 140V139H108ZM107 140V141H108ZM127 140V139H126ZM130 140H131V138H130ZM183 140V139H182ZM194 139L192 138V141H193ZM201 140V139H200ZM199 140V141H200ZM207 140H208V136H207ZM210 140V139H209ZM213 140V139H212ZM216 140H217V138H216ZM215 140V141H216ZM22 140H20V142H21ZM41 141H43V140H41ZM90 141V140H89ZM94 141V140H93ZM112 141H114V140H112ZM128 141V140H127ZM139 141V140H138ZM156 141V140H155ZM161 141V140H160ZM159 141V142H160ZM163 141V140H162ZM186 141V140H185ZM188 141H189V139H188ZM198 141V142H199ZM243 141V140H242ZM254 141V140H253ZM25 142V141H24ZM28 142V141H27ZM37 142V141H36ZM40 142V141H39ZM110 142V141H109ZM129 142V141H128ZM150 142H152V140L150 141ZM149 142V143H150ZM174 142V141H173ZM196 142V141H195ZM197 142V143H198ZM217 142H219V138H218V141ZM236 142V141H235ZM248 142V141H247ZM21 143H23V142H21ZM48 143V142H47ZM69 143V142H68ZM127 143V142H126ZM136 143V142H135ZM157 143V142H156ZM175 143V142H174ZM177 143V142H176ZM182 143H184V142H182ZM186 143V142H185ZM189 143H190V141H189ZM208 143H210V142H208ZM214 143V142H213ZM216 143V142H215ZM231 143V142H230ZM233 143V142H232ZM253 143V142H252ZM16 144V143H15ZM97 144V143H96ZM119 144V143H118ZM117 144V145H118ZM146 144V143H145ZM158 144H160V143H158ZM164 144V143H163ZM187 144V143H186ZM193 144V143H192ZM191 144V145H192ZM196 144V143H195ZM204 144V143H203ZM202 144V145H203ZM219 144V143H218ZM262 144H264V143H262ZM21 145V144H20ZM61 145V144H60ZM77 145V144H76ZM75 145V146H76ZM85 145H87V144H85ZM88 145H90V143H88ZM87 145V146H88ZM101 145V144H100ZM99 145V146H100ZM104 145V144H103ZM102 145V146H103ZM108 145V144H107ZM107 145H106V148H108L107 147ZM112 145V144H111ZM120 145V144H119ZM134 145V144H133ZM135 145H137V144H135ZM147 145V144H146ZM151 145H152V143H151ZM189 145V144H188ZM212 146H213V144H211ZM226 145H227V143H226ZM247 145V144H246ZM251 145V144H250ZM35 146V145H34ZM66 146V145H65ZM82 146H84V145H82ZM110 146V145H109ZM122 146V145H121ZM139 146H140V143H139ZM156 146V145H155ZM155 146H154V148H155ZM160 146V145H159ZM180 146V145H179ZM200 146V145H199ZM215 146H217V145H215ZM254 146H255V144H254ZM257 146V145H256ZM23 147V146H22ZM30 147V146H29ZM32 147V146H31ZM72 147V146H71ZM70 147V148H71ZM115 147V146H114ZM125 147V146H124ZM128 147H130V146H128ZM144 147H146V146H144ZM158 147V145L156 146V148ZM188 147V146H187ZM206 147H208L207 145H206ZM214 147V146H213ZM212 147V148H213ZM247 147V146H246ZM250 148H251V146H249ZM76 148V147H75ZM81 148V147H80ZM85 148H86V146H85ZM105 148V149H106ZM113 148V147H112ZM166 148V147H165ZM171 148V147H170ZM174 149H175V147H173ZM190 148H192L193 149V147H191L190 146ZM221 148V147H220ZM232 148V147H231ZM236 148V147H235ZM10 149V148H9ZM12 149V148H11ZM10 149V150H11ZM39 149V148H38ZM68 149H69V147H68ZM150 150H151V148H149ZM162 149H163V147H162ZM172 149V148H171ZM177 149V148H176ZM192 149H191V151H192ZM244 149V148H243ZM20 150V149H19ZM34 150V149H33ZM115 150V149H114ZM147 150V149H146ZM156 150V149H155ZM167 151H169L168 149H166ZM185 150V149H184ZM183 149H182V151H184ZM211 150V149H210ZM215 150V149H214ZM223 150H224V148H223ZM252 150V149H251ZM254 150H256V149H254ZM259 150V149H258ZM77 151H79V150H77ZM85 151H87V150H85ZM105 151V150H104ZM135 151H136V149H135ZM134 151V152H135ZM160 151V150H159ZM162 151V150H161ZM161 151H160V153H161ZM175 151V150H174ZM177 151V150H176ZM198 151V150H197ZM199 151H201V150H199ZM199 151H198V153H199ZM205 151H208V150H206L205 149ZM219 151V150H218ZM220 151H221V149H220ZM219 151V152H220ZM225 151V150H224ZM227 151V150H226ZM234 151V150H233ZM239 151V150H238ZM249 151V150H248ZM42 152V151H41ZM102 152V151H101ZM112 152V151H111ZM123 152V151H122ZM125 152V151H124ZM157 152V151H156ZM172 152V151H171ZM192 152H194V151H192ZM230 152V151H229ZM254 152H256V151H254ZM259 152V151H258ZM33 153V152H32ZM66 153V152H65ZM105 153V152H104ZM121 153V152H120ZM125 153H127V152H125ZM133 153V152H132ZM140 153H142V152H140ZM154 153H155V151H154ZM169 153H170V151H169ZM176 153V152H175ZM187 153H189V152H187ZM186 153V154H187ZM204 153V152H203ZM206 153V152H205ZM204 153V154H205ZM19 154V153H18ZM34 154V153H33ZM103 154V153H102ZM106 154V153H105ZM110 154V153H109ZM119 154V153H118ZM123 154V153H122ZM166 154V153H165ZM195 154V153H194ZM231 154V153H230ZM235 154V153H234ZM259 154V153H258ZM10 155H11V153H10ZM96 155V154H95ZM111 155V154H110ZM128 154H126V156H127ZM129 155H130V153H129ZM142 155V154H141ZM150 155H152V154H149V155H147V156H150ZM177 155V154H176ZM213 155V154H212ZM215 155V154H214ZM222 155V154H221ZM8 156V155H7ZM47 156V155H46ZM70 156V155H69ZM68 156V157H69ZM72 156V155H71ZM103 156H105V155H103ZM109 156V155H108ZM114 156H115V154H114ZM123 156H125L124 154H123ZM158 156V155H157ZM162 156V155H161ZM170 156V155H169ZM173 156V155H172ZM187 156H188V154H187ZM192 156V155H191ZM194 156V155H193ZM202 156H204V155H202ZM216 156V155H215ZM218 156V155H217ZM256 156V155H255ZM262 156V155H261ZM11 157V156H10ZM9 157V158H10ZM16 157V156H15ZM53 157H55V156H53ZM109 157H111V156H109ZM153 157V156H152ZM174 157H176V156H174ZM173 157V158H174ZM190 157V156H189ZM198 157H199V155H198ZM212 157V156H211ZM214 157V156H213ZM48 158V157H47ZM103 158V157H102ZM105 158V157H104ZM108 158V157H107ZM114 158V157H113ZM129 158H131V157H129ZM140 158V157H139ZM145 158H147V157H145ZM193 158V157H192ZM196 158H197V156H196ZM202 158V157H201ZM219 158V157H218ZM259 159H260V157H258ZM37 159V158H36ZM43 159V158H42ZM89 159V158H88ZM97 159V158H96ZM99 159H101V158H99ZM98 159V160H99ZM135 159V158H134ZM156 159V158H155ZM162 159V158H161ZM175 159V158H174ZM179 159V158H178ZM195 159V158H194ZM215 159H217V158H215ZM221 159V158H220ZM220 159H219V161H220ZM236 159V158H235ZM19 160H20V158H19ZM121 160V159H120ZM123 160H124V157H123ZM152 160L154 161V159L152 158ZM158 160V159H157ZM160 160V159H159ZM173 160V159H172ZM176 160V159H175ZM192 160V159H191ZM200 160V159H199ZM199 160L197 161V162H199ZM224 160V159H223ZM222 160V161H223ZM226 160V159H225ZM63 161V160H62ZM104 161V160H103ZM105 161H107V160H105ZM131 161V160H130ZM141 161V160H140ZM143 161V160H142ZM146 161V160H145ZM164 161V160H163ZM214 161V160H213ZM61 162V161H60ZM74 162V161H73ZM79 162V161H78ZM86 162H88V161H86ZM100 162V161H99ZM127 162V161H126ZM125 162V163H126ZM139 162V161H138ZM147 162V161H146ZM148 162H149V160H148ZM174 161H172V163H173ZM177 162V161H176ZM181 162V161H180ZM192 161H190V163H191ZM216 163H217V161H215ZM228 161H226V163H227ZM8 163V162H7ZM62 163V162H61ZM103 163V162H102ZM107 163V162H106ZM105 163V164H106ZM124 163V164H125ZM133 163V162H132ZM137 163V162H136ZM154 163H155V161H154ZM195 163V162H194ZM204 163V162H203ZM17 164V163H16ZM31 164V163H30ZM64 164V163H63ZM117 164H119V161H118V163ZM128 164H130V163H128ZM144 164V163H143ZM175 163H173V165H174ZM192 164V163H191ZM196 164V163H195ZM195 164H194V166H195ZM215 164V163H214ZM259 164V163H258ZM3 165V164H2ZM10 165V164H9ZM71 165V164H70ZM69 165V166H70ZM126 165V164H125ZM155 165V164H154ZM168 165V164H167ZM177 165V164H176ZM193 165V164H192ZM229 165V164H228ZM237 165V164H236ZM59 166V165H58ZM84 166V165H83ZM105 166L106 165H104V168H105ZM108 166H109V164H108ZM119 166V165H118ZM118 166H117V168H118ZM168 166H170V165H168ZM178 166V165H177ZM180 166V165H179ZM187 167H188V165H186ZM225 166V165H224ZM256 166V165H255ZM55 167V166H54ZM72 167V166H71ZM85 167V166H84ZM112 167V166H111ZM125 167V166H124ZM137 167V166H136ZM153 167V166H152ZM164 167V166H163ZM206 167H207V165H206ZM217 167H218V165H217ZM228 167V166H227ZM62 168V167H61ZM64 168V167H63ZM108 168V167H107ZM116 168V167H115ZM114 168V169H115ZM126 168V167H125ZM154 168V167H153ZM165 168V167H164ZM163 168V169H164ZM169 168H171V167H169ZM173 168H175V167H173ZM184 168V167H183ZM193 168H195V167H193ZM201 167H199V169H200ZM215 168V167H214ZM213 168V169H214ZM229 168V167H228ZM17 169V168H16ZM27 169V168H26ZM110 169V168H109ZM135 169V168H134ZM148 169H150V168H148ZM167 169V168H166ZM216 169V168H215ZM223 169H226V168H223ZM66 170V169H65ZM106 170V169H105ZM127 170V169H126ZM129 170V169H128ZM146 170V169H145ZM152 170V169H151ZM171 170V169H170ZM169 170V171H170ZM174 170V169H173ZM179 170V169H178ZM190 170V169H189ZM194 170V169H193ZM206 170V169H205ZM117 171H119V170H117ZM150 171V170H149ZM195 171V170H194ZM199 171V170H198ZM197 171V172H198ZM213 171V170H212ZM5 172V171H4ZM132 172V171H131ZM173 172V171H172ZM186 172V171H185ZM188 172V171H187ZM208 172H209V170H208ZM218 172H221V171H219L218 170ZM225 172H226V170H225ZM59 173H60V171H59ZM95 173V172H94ZM119 173V172H118ZM121 173V172H120ZM129 173H130V171H129ZM169 173V172H168ZM180 173V172H179ZM203 173V172H202ZM263 173V172H262ZM63 174V173H62ZM124 174V173H123ZM144 174H146V172L144 173ZM167 174V173H166ZM183 174V173H182ZM198 174V173H197ZM215 174H216V172H215ZM219 174H221V173H219ZM235 174V173H234ZM233 174V175H234ZM237 174V173H236ZM51 175V174H50ZM59 175V174H58ZM99 175V174H98ZM150 175V174H149ZM196 175V174H195ZM199 175V174H198ZM211 175V174H210ZM238 175V174H237ZM125 176V175H124ZM141 176V175H140ZM139 176V177H140ZM185 176V175H184ZM212 176V175H211ZM216 176V175H215ZM228 176V175H227ZM5 177V176H4ZM76 177V176H75ZM74 177V178H75ZM91 177V176H90ZM110 177V176H109ZM142 177V176H141ZM144 177V176H143ZM160 177V176H159ZM171 177H173V176H171ZM175 177H176V175H175ZM235 177V176H234ZM25 178V177H24ZM65 178V177H64ZM92 178V177H91ZM111 178V177H110ZM145 178V177H144ZM161 178V177H160ZM182 178V177H181ZM200 178H201V176H200ZM204 178V177H203ZM212 178H214V177H212ZM211 178V179H212ZM45 179V178H44ZM98 179H100V178H98ZM103 179H105V178H103ZM118 179H121V178H118ZM133 179H134V177H133ZM136 179V178H135ZM164 179H166V178H164ZM177 179V178H176ZM179 179V178H178ZM183 179V178H182ZM205 179H206V177H205ZM239 179H241V178H239ZM6 180V179H5ZM51 180V179H50ZM59 180H61V179H59ZM139 180V179H138ZM169 180V179H168ZM188 180V179H187ZM199 180V179H198ZM233 180V179H232ZM95 181V180H94ZM98 181V180H97ZM100 181V180H99ZM133 181V180H132ZM139 181H141V180H139ZM153 181V180H152ZM157 181V180H156ZM159 181V180H158ZM157 181V182H158ZM171 181H175V179L174 180H171ZM171 181H168V182H171ZM215 181V180H214ZM240 181V180H239ZM90 182V181H89ZM126 182V181H125ZM143 182V181H142ZM141 182V183H142ZM150 182V181H149ZM181 182V181H180ZM179 182V183H180ZM203 182V181H202ZM223 182V181H222ZM231 182V181H230ZM259 182V181H258ZM2 183V182H1ZM59 183H61V182H59ZM128 183V182H127ZM145 183V182H144ZM143 183V184H144ZM161 183H163V182H161ZM198 183V182H197ZM206 183V182H205ZM208 183V182H207ZM212 183V182H211ZM57 184V183H56ZM106 184V183H105ZM137 184V183H136ZM164 184V183H163ZM162 184V185H163ZM176 184V183H175ZM178 184V183H177ZM181 184V183H180ZM221 184V183H220ZM220 184H218V185H220ZM241 184V183H240ZM261 184V183H260ZM60 185V184H59ZM77 185V184H76ZM79 185V184H78ZM155 185V184H154ZM164 185H166V184H164ZM183 185V184H182ZM88 186V185H87ZM92 186V185H91ZM126 186H129V185H127L126 184ZM170 186H171V184H170ZM172 186H174V185H172ZM192 186V185H191ZM202 186V185H201ZM221 186V185H220ZM244 186V185H243ZM247 186V185H246ZM245 186V187H246ZM31 187V186H30ZM56 187H58V186H56ZM143 187V186H142ZM188 187V186H187ZM195 187V186H194ZM199 187V186H198ZM202 187H204V186H202ZM201 187V188H202ZM218 187V186H217ZM244 187V188H245ZM60 188V187H59ZM97 188V187H96ZM122 188V187H121ZM137 188V187H136ZM157 188V187H156ZM170 188V187H169ZM173 188V187H172ZM177 188H178V186H177ZM189 188H191V187H189ZM211 188V187H210ZM230 188V187H229ZM232 188V187H231ZM119 189H120V187H119ZM142 189V188H141ZM146 189V188H145ZM160 189V188H159ZM174 189H175V187H174ZM208 189V188H207ZM216 189V188H215ZM224 189V188H223ZM236 189V188H235ZM84 190V189H83ZM96 190V189H95ZM116 190V189H115ZM135 190V189H134ZM158 190V189H157ZM161 190V189H160ZM179 190V189H178ZM211 190V189H210ZM229 190V189H228ZM232 190V189H231ZM239 190H241V189H239ZM245 190V189H244ZM256 190V189H255ZM80 191V190H79ZM102 191V190H101ZM100 191V192H101ZM121 191V190H120ZM161 191H163V190H161ZM170 191H171V189H170ZM176 191V190H175ZM191 191V190H190ZM230 191V190H229ZM237 191H238V189H237ZM22 192V191H21ZM26 192V191H25ZM90 192H91V190H90ZM112 192H115V191H112ZM119 192V191H118ZM138 192H140V191H138ZM172 192V191H171ZM179 192V191H178ZM184 192V191H183ZM192 192V191H191ZM205 192V191H204ZM222 192V191H221ZM224 192V191H223ZM240 192V191H239ZM109 193V192H108ZM111 193V192H110ZM137 193V192H136ZM142 193H143V191H142ZM151 193V192H150ZM149 193V194H150ZM175 193V195H176V192H174ZM174 193H172V194H174ZM198 192H196V194H197ZM207 193V192H206ZM216 193V192H215ZM214 193V194H215ZM54 194V193H53ZM98 194V193H97ZM97 194H95V195H97ZM140 194V193H139ZM148 194V193H147ZM156 194V193H155ZM160 194V193H159ZM185 194V193H184ZM191 193H189V195H190ZM195 194V195H196ZM203 194V193H202ZM211 194V193H210ZM229 194V193H228ZM112 195V194H111ZM114 195V194H113ZM138 195V194H137ZM141 195V194H140ZM139 195V196H140ZM158 195V194H157ZM180 195V194H179ZM181 195H183V194H181ZM207 195V194H206ZM225 195H226V193H225ZM240 195V194H239ZM116 195H114V197H115ZM142 196V195H141ZM166 196V195H165ZM184 196V195H183ZM191 196V195H190ZM194 196V195H193ZM205 196V195H204ZM204 196H203V198H204ZM241 196V195H240ZM247 196V195H246ZM36 197V196H35ZM59 197V196H58ZM108 197V196H107ZM170 197H172V196H170ZM258 197V196H257ZM118 198V197H117ZM132 197H130V199H131ZM150 198V197H149ZM166 198V197H165ZM173 198V197H172ZM171 198V200H173ZM180 198V197H179ZM192 199H193V197H191ZM190 198V199H191ZM195 198V197H194ZM202 198V199H203ZM219 198H221V196L219 197ZM224 198V197H223ZM228 198V197H227ZM229 198H230V196H229ZM58 199V198H57ZM143 199V198H142ZM156 199H158V198H156ZM161 199V198H160ZM175 199V198H174ZM182 199V198H181ZM180 199V200H181ZM224 199H226V198H224ZM247 199V198H246ZM246 199H245V201H246ZM261 199V198H260ZM37 200V199H36ZM129 200V199H128ZM135 200V199H134ZM167 200H169V199H167ZM178 200V199H177ZM222 200V199H221ZM33 201V200H32ZM146 201V200H145ZM144 200H143V202H145ZM170 201V200H169ZM174 201V200H173ZM195 201H196V199H195ZM216 201V200H215ZM219 201V200H218ZM224 201H226V200H224ZM259 201V200H258ZM66 202V201H65ZM142 202V201H141ZM166 202V201H165ZM172 202V201H171ZM201 202V201H200ZM220 202V201H219ZM116 203V202H115ZM153 203V202H152ZM216 203V202H215ZM232 203V202H231ZM238 203V202H237ZM243 203V202H242ZM264 203V202H263ZM262 203V204H263ZM149 204V203H148ZM156 204V203H155ZM159 204V203H158ZM166 204V203H165ZM207 204V203H206ZM226 204H227V202H226ZM233 204V203H232ZM256 204V203H255ZM258 204V203H257ZM79 205H80V203H79ZM82 205H84L83 203H82ZM128 205H130V202H129V204ZM160 205V204H159ZM216 205H217V203H216ZM259 205V204H258ZM148 206V205H147ZM154 206V205H153ZM164 206V205H163ZM169 206V205H168ZM171 206V205H170ZM205 206V205H204ZM226 206V205H225ZM240 207L242 206L241 204L239 205ZM250 206V205H249ZM256 206V205H255ZM137 207V206H136ZM136 207H135V209H136ZM236 207H237V205H236ZM150 208H152V206L150 207ZM154 209H155V207H153ZM157 208V207H156ZM162 208V207H161ZM163 208H166V207H163ZM170 208V207H169ZM223 208V207H222ZM242 208V207H241ZM250 208V207H249ZM81 209V208H80ZM126 209V208H125ZM140 209V208H139ZM159 209V208H158ZM180 209V208H179ZM200 209V208H199ZM234 209V208H233ZM254 209V208H253ZM260 209H262V208H260ZM130 210V209H129ZM128 210V211H129ZM138 210V209H137ZM168 210V209H167ZM249 210V209H248ZM131 211V210H130ZM141 211V210H140ZM162 211V210H161ZM165 211V210H164ZM232 211V210H231ZM91 212V211H90ZM97 212V211H96ZM114 212V211H113ZM159 212V211H158ZM235 212V211H234ZM257 212V211H256ZM260 212V211H259ZM84 213H85V211H84ZM128 213H130V212H128ZM131 213H133V212H131ZM139 213V212H138ZM213 213V212H212ZM244 213V212H243ZM253 213V212H252ZM260 213H262V212H260ZM10 214V213H9ZM75 214V213H74ZM103 214V213H102ZM236 214V213H235ZM258 214V213H257ZM96 215V214H95ZM116 215H117V213H116ZM127 215V214H126ZM129 215H131V214H129ZM229 215V214H228ZM256 215V214H255ZM76 216V215H75ZM92 216V215H91ZM100 216V215H99ZM102 216H104V215H102ZM111 216V215H110ZM123 216V215H122ZM139 216V215H138ZM137 216V217H138ZM195 216H196V214H195ZM234 216V215H233ZM246 216V215H245ZM260 216V215H259ZM106 217V216H105ZM108 217H109V214H108ZM113 217V216H112ZM124 217V216H123ZM131 217V216H130ZM136 217V216H135ZM153 217V216H152ZM171 217V216H170ZM244 217V216H243ZM248 217V216H247ZM255 217V216H254ZM253 217V218H254ZM58 218H59V216H58ZM87 218V217H86ZM89 218H92V217H90L89 216ZM100 218V217H99ZM99 218H97V219H99ZM110 218V217H109ZM132 218V217H131ZM134 218V217H133ZM158 218V217H157ZM227 218H228V216H227ZM252 218V217H251ZM61 219V218H60ZM59 219V220H60ZM66 219V218H65ZM69 219V218H68ZM82 219H83V217H82ZM82 219H80V220H82ZM105 219V218H104ZM103 219V221H105ZM111 219V218H110ZM137 219V218H136ZM149 219V218H148ZM154 219V218H153ZM159 219V218H158ZM225 219H226V217H225ZM246 219V218H245ZM257 219H259L260 220V218H257ZM94 220V219H93ZM101 220V219H100ZM135 220V219H134ZM227 220V219H226ZM248 220V219H247ZM62 221V220H61ZM71 221V220H70ZM102 221V222H103ZM107 221V220H106ZM105 221V222H106ZM110 221V220H109ZM108 221V222H109ZM111 221H112V219H111ZM125 221V220H124ZM138 221V220H137ZM152 221V220H151ZM155 221V220H154ZM231 221V220H230ZM246 221V220H245ZM255 221V220H254ZM258 221V220H257ZM260 221H262V220H260ZM260 221H258L259 223H260ZM68 222V221H67ZM92 222V221H91ZM90 222V223H91ZM104 222V223H105ZM107 222V223H108ZM150 222V221H149ZM160 222H161V220H160ZM224 222V221H223ZM226 222V221H225ZM224 222V223H225ZM78 223V222H77ZM103 223V224H104ZM124 223V222H123ZM123 223H122V225H123ZM154 223V222H153ZM172 223V222H171ZM223 223V224H224ZM230 223V222H229ZM240 223V222H239ZM251 223V222H250ZM263 222H261V224H262ZM79 224V223H78ZM81 224V223H80ZM95 224V223H94ZM96 224H98V222L96 223ZM131 224V223H130ZM160 224V223H159ZM163 224V223H162ZM242 224V223H241ZM247 224H249V223H247ZM82 225H85V224H82ZM81 225V226H82ZM120 225V224H119ZM149 225H151V223L149 224ZM148 225V226H149ZM166 225V224H165ZM218 225H220V224H218ZM229 225V224H228ZM227 225V226H228ZM251 225V224H250ZM65 226H68V225H65ZM71 226H74V222H73V225L71 224ZM70 225H69V227H71ZM163 226V225H162ZM170 226V225H169ZM176 226V225H175ZM204 226V225H203ZM252 226V225H251ZM259 226H262V225H259ZM38 227V226H37ZM78 227H79V225H78ZM85 227V226H84ZM87 227V226H86ZM98 227V226H97ZM110 227V226H109ZM125 227V226H124ZM123 227V228H124ZM133 227V226H132ZM132 227H130V228H132ZM153 227V226H152ZM196 227V226H195ZM200 227V226H199ZM263 227H264V225H263ZM67 228V227H66ZM76 228V227H75ZM114 228V227H113ZM122 228V229H123ZM165 228V227H164ZM163 228V229H164ZM168 228V227H167ZM181 228V227H180ZM192 228V227H191ZM203 228V227H202ZM218 228V227H217ZM226 228V227H225ZM65 229V228H64ZM71 229V228H70ZM69 229V230H70ZM74 229V228H73ZM72 229V230H73ZM79 229L80 228H78V231H79ZM82 229H83V227H82ZM134 229V228H133ZM151 229V228H150ZM196 229V228H195ZM199 229V228H198ZM204 229V228H203ZM243 229V228H242ZM251 229V228H250ZM252 229H254L253 227H252ZM127 230V229H126ZM132 230V229H131ZM135 230V229H134ZM228 230V229H227ZM233 230V229H232ZM238 230V229H237ZM256 230V229H255ZM258 230V229H257ZM257 230L255 231V232H257ZM71 231V230H70ZM70 231H67V232H70ZM76 231H77V228H76ZM107 231V230H106ZM113 231V230H112ZM157 231V230H156ZM212 231V230H211ZM230 231V230H229ZM239 231H241L240 229H239ZM238 231V232H239ZM252 231V230H251ZM259 231V230H258ZM262 231V230H261ZM75 232V231H74ZM89 232H90V229H89ZM89 232H87V234L89 233ZM101 232H102V230H101ZM104 232V231H103ZM123 232V231H122ZM192 232V231H191ZM204 233H205V231H203ZM220 232V231H219ZM250 232V231H249ZM254 232V231H253ZM254 232V233H255ZM264 232V231H263ZM72 233H73V231H72ZM86 233V232H85ZM100 233V232H99ZM108 233V232H107ZM109 233H111V232H109ZM108 233V234H109ZM115 233H117V232H115ZM119 233V232H118ZM126 233V232H125ZM233 233V232H232ZM245 233L246 234H248L246 231H245ZM259 233V232H258ZM70 234V233H69ZM68 234V238H69V235ZM75 234V233H74ZM95 234V233H94ZM104 234V233H103ZM132 234V233H131ZM136 234V233H135ZM226 234V233H225ZM252 234V233H251ZM38 235V234H37ZM40 235V234H39ZM62 235H64V234H62ZM72 235V234H71ZM77 235H78V233L76 234V237H77ZM105 235V234H104ZM129 235V234H128ZM151 235V234H150ZM165 235V234H164ZM200 234L198 233V236H199ZM207 235V234H206ZM205 235V236H206ZM242 235V234H241ZM257 235V234H256ZM41 236H43V235H41ZM82 236H83V234H82ZM103 236V235H102ZM111 236V235H110ZM125 236V235H124ZM156 236V235H155ZM229 236V235H228ZM251 236V235H250ZM75 237V238H76ZM84 237V236H83ZM82 237V238H83ZM96 237V236H95ZM223 237V236H222ZM239 237V236H238ZM243 237H246V236H243ZM11 238V237H10ZM40 238H44V237H40ZM71 238V237H70ZM69 238V239H70ZM75 238H73V239H75ZM88 238V237H87ZM92 238V237H91ZM106 238V237H105ZM139 238V237H138ZM147 238H148V236H147ZM150 238V237H149ZM152 238H154V237H152ZM162 238H164V237H162ZM204 238V237H203ZM249 238V237H248ZM253 238V237H252ZM263 238V237H262ZM113 239V238H112ZM143 239V238H142ZM205 239V238H204ZM246 239V238H245ZM261 239V238H260ZM264 239V238H263ZM15 240V239H14ZM18 240V239H17ZM41 240V239H40ZM68 240V239H67ZM78 240V239H77ZM89 240H90V238H89ZM103 240V239H102ZM104 240H106V239H104ZM103 240V241H104ZM117 240V239H116ZM122 239H120V241H121ZM133 240V239H132ZM159 240V239H158ZM198 240V239H197ZM258 240V239H257ZM21 241V240H20ZM35 241V240H34ZM50 241V240H49ZM73 241H75V240H73ZM112 241V240H111ZM153 241V240H152ZM210 241V240H209ZM216 241H217V238H216ZM249 241V240H248ZM247 241V242H248ZM59 242V241H58ZM62 241H60V243H61ZM69 242H70V240H69ZM83 242V241H82ZM93 242V241H92ZM114 242H115V239H114ZM113 242V243H114ZM142 242V241H141ZM164 242V241H163ZM226 242V241H225ZM232 242V241H231ZM263 241H261V243H262ZM6 244L8 243L7 241L5 242ZM9 243H11V242H9ZM21 243V242H20ZM19 243V244H20ZM28 243H30V242H28ZM33 243V242H32ZM48 243V242H47ZM46 243V244H47ZM90 243V241L88 242V244ZM112 243V242H111ZM234 243V242H233ZM24 244V243H23ZM22 244V245H23ZM59 244V243H58ZM62 244V243H61ZM63 244H64V242H63ZM80 244V243H79ZM79 244L78 245H76V246H79ZM82 244V243H81ZM80 244V246H82ZM84 244V243H83ZM105 244H106V242H105ZM219 244V243H218ZM227 244H229L228 242H227ZM12 245H13V243H12ZM49 245V244H48ZM94 245V244H93ZM136 245V244H135ZM138 245H140V244H138ZM143 245V244H142ZM230 245V244H229ZM234 245V244H233ZM237 245V244H236ZM241 245V244H240ZM7 246V245H6ZM26 246V245H25ZM47 246V245H46ZM55 246V245H54ZM68 246V244L66 245V247ZM84 246V245H83ZM105 246V245H104ZM111 246H113V245H111ZM120 246V245H119ZM211 246H213V244L211 245ZM261 246V245H260ZM263 246V245H262ZM5 247V246H4ZM7 247H9V246H7ZM7 247L5 248V250L7 249ZM13 247H14V245H13ZM28 247V246H27ZM26 247V248H27ZM42 247V246H41ZM64 247V246H63ZM72 247V246H71ZM75 247V246H74ZM91 247V246H90ZM89 247V248H90ZM165 247V246H164ZM221 247H222V245H221ZM238 247V246H237ZM254 247V246H253ZM252 247V248H253ZM257 247V246H256ZM20 248V247H19ZM18 248V249H19ZM29 248V247H28ZM31 248V247H30ZM34 248V247H33ZM40 248V247H39ZM59 248V247H58ZM73 248V247H72ZM88 248V247H87ZM136 248V247H135ZM143 248V247H142ZM151 248V247H150ZM211 248H213V247H211ZM239 248V247H238ZM258 248V247H257ZM16 249V248H15ZM76 249V248H75ZM92 249H94V248H92ZM105 249V248H104ZM106 249H107V247H106ZM141 249V248H140ZM237 249V248H236ZM254 249V248H253ZM260 249V248H259ZM12 250H14L13 248H12ZM23 250H24V248H23ZM30 250H32V249H30ZM58 250V249H57ZM65 250H68V249H66L65 248ZM71 250V249H70ZM77 250H79V249H77ZM88 250V249H87ZM86 250V251H87ZM100 250V249H99ZM135 250V249H134ZM136 250H138V249H136ZM144 250V249H143ZM242 250V249H241ZM256 250V249H255ZM2 251V250H1ZM7 251V250H6ZM18 251V250H17ZM25 251V250H24ZM69 251V250H68ZM74 251V250H73ZM83 251V250H82ZM108 251V250H107ZM140 251V250H139ZM213 251V250H212ZM218 251H220V250H218ZM225 251V250H224ZM22 252V251H21ZM46 252V251H45ZM55 252V251H54ZM91 252V251H90ZM146 252H149V250H147ZM165 252V251H164ZM227 252V251H226ZM250 252H252V251H250ZM15 253V252H14ZM38 253H39V251H38ZM75 253V252H74ZM129 253V252H128ZM127 253V254H128ZM153 253H155V252H153ZM220 253V252H219ZM233 253V252H232ZM235 253V252H234ZM233 253V254H234ZM241 253H242V251H241ZM244 253V252H243ZM252 253H254V252H252ZM251 253V254H252ZM259 253H260V251H259ZM23 254V253H22ZM21 254V255H22ZM63 254V253H62ZM70 254V253H69ZM97 254V253H96ZM104 254V253H103ZM102 254V255H103ZM125 254V253H124ZM123 254V255H124ZM139 254H140V252H139ZM142 254V253H141ZM152 254V253H151ZM166 254V253H165ZM170 254V253H169ZM224 254V253H223ZM16 255V254H15ZM18 255V254H17ZM24 255V254H23ZM71 255V254H70ZM75 255V254H74ZM132 255V254H131ZM138 255V253L136 254V256ZM152 255H154V254H152ZM213 255V254H212ZM212 255H210V256H212ZM256 254H254L253 256H255ZM261 255V254H260ZM260 255L258 256V255H256L257 257H260ZM28 256V255H27ZM79 256V255H78ZM84 256H85V254H84ZM83 256V257H84ZM93 256V255H92ZM96 256V255H95ZM108 256V255H107ZM141 256H143V255H141ZM146 256V255H145ZM156 256V255H155ZM161 256V255H160ZM209 256V255H208ZM32 257V256H31ZM66 257V256H65ZM69 257V256H68ZM82 257V256H81ZM94 257V256H93ZM151 257V256H150ZM204 257H206V256H204ZM216 257V256H215ZM233 257H235V256H233ZM256 257V258H257ZM98 258V257H97ZM103 258H104V256H103ZM147 258V257H146ZM201 258H203V257H201ZM208 258V257H207ZM223 258V257H222ZM227 258V257H226ZM229 258V257H228ZM252 258V257H251ZM255 258V257H254ZM52 259H54V258H52ZM75 259H76V257H75ZM87 259V258H86ZM93 259V258H92ZM96 259V258H95ZM94 259V260H95ZM99 259V258H98ZM148 259H150V258H148ZM218 259V258H217ZM235 259H237V258H235ZM261 259H262V257H261ZM264 259V258H263ZM19 260V259H18ZM21 260V259H20ZM125 260H127V259H125ZM135 260V259H134ZM140 260V259H139ZM197 260H198V258H197ZM196 260V261H197ZM199 260H200V258H199ZM207 260V259H206ZM239 260V259H238ZM243 260V259H242ZM75 261V260H74ZM73 261V262H74ZM84 261H85V259H84ZM133 261V260H132ZM137 261V260H136ZM203 261V260H202ZM218 261V260H217ZM231 261V260H230ZM233 261V260H232ZM18 262H20V261H18ZM200 262H201V260H200ZM206 262V261H205ZM228 262V261H227ZM227 262H225V263H227ZM234 262H235V260H234ZM243 262V261H242ZM241 262V263H242ZM261 262H263V261H261ZM22 263H23V261H22ZM37 263V262H36ZM75 263V262H74ZM73 263V264H74ZM78 263V262H77ZM82 263V262H81ZM86 263V262H85ZM89 263V262H88ZM92 263V262H91ZM135 263V262H134ZM137 263H139L138 261H137ZM197 263H198V261H197ZM203 263H204V261H203ZM208 263V262H207ZM39 264V263H38ZM90 264V263H89ZM95 264V263H94ZM109 264H111V263H109ZM123 264V263H122ZM132 264H133V262H132ZM200 264V263H199ZM263 264V263H262Z\"/></svg>",
  "mask_w": 264,
  "mask_h": 264
}]
</instances>
